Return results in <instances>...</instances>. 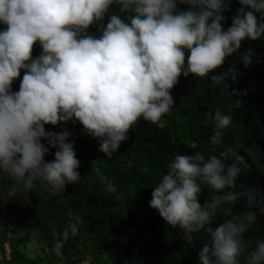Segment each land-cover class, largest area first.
Wrapping results in <instances>:
<instances>
[{"label":"clouds","instance_id":"obj_1","mask_svg":"<svg viewBox=\"0 0 264 264\" xmlns=\"http://www.w3.org/2000/svg\"><path fill=\"white\" fill-rule=\"evenodd\" d=\"M238 3L225 29L231 0H0L5 26L0 28V177L9 178L25 197L38 184L55 196L81 180L80 161L71 132L47 131L46 125L79 122L111 159L141 119L156 124L171 113V90L181 75L228 88L226 81L239 73L235 67L221 70L226 59L240 52L243 41L264 40V0ZM37 43L42 51L33 57ZM254 55L249 48L240 61L250 67ZM21 72L19 90L13 91ZM241 106L233 101L234 108ZM206 115L214 122L210 142L220 144L232 116L219 109ZM50 149L56 151L47 161ZM249 169L246 156L238 153L230 164L216 155L181 154L153 188L149 206L187 238L218 216H231L243 201L245 213L223 219L211 231L198 264H264V238L250 250L243 243L258 214H264V188L236 191L238 178ZM205 187L216 195L201 205ZM79 223L77 218L62 236L55 234L51 251L60 264ZM38 241L34 232L28 247Z\"/></svg>","mask_w":264,"mask_h":264},{"label":"trees","instance_id":"obj_2","mask_svg":"<svg viewBox=\"0 0 264 264\" xmlns=\"http://www.w3.org/2000/svg\"><path fill=\"white\" fill-rule=\"evenodd\" d=\"M239 7L238 0H231V9L224 14L225 29ZM89 31L98 35L95 26ZM249 48L256 55L252 66L245 67L240 55ZM41 51L35 44L33 57ZM234 67L239 75L235 81H226L228 88L214 86L210 79L181 75L171 90V113L156 124L141 119L111 159L99 151L97 139L85 134L79 122L46 125L47 131L67 128L71 132L81 180L68 184L65 192L55 196L38 184L25 197L9 178L0 177V264H60L61 258L51 251L55 234L62 236L77 218V234L64 245V264H198V253L211 231L223 219L243 215L247 210L243 201L233 206L231 216H218L191 238L179 227L168 225L149 202L172 159L196 152L206 159L216 155L226 164L236 153L246 156L250 169L238 178L236 191L253 185L264 188V40L243 41L240 52L227 58L221 70ZM22 77L23 72L14 81L13 91L19 90ZM234 91L242 94L232 95ZM237 100L242 106L234 108L233 101ZM217 109L230 114L232 124L222 142L214 145L210 142L214 122L206 114ZM55 151L50 149L45 159L52 161ZM215 195L205 187L199 202L203 205ZM34 232L39 233V241L37 254L31 258L28 244ZM260 238H264V214H258L243 243L250 250ZM5 243L10 248L9 257Z\"/></svg>","mask_w":264,"mask_h":264},{"label":"rangeland","instance_id":"obj_3","mask_svg":"<svg viewBox=\"0 0 264 264\" xmlns=\"http://www.w3.org/2000/svg\"><path fill=\"white\" fill-rule=\"evenodd\" d=\"M9 252H10V248H9L8 244L5 243V253H6L7 257H9L8 256ZM36 254L37 253L35 252V247L29 249V255H30L31 258H34L36 256Z\"/></svg>","mask_w":264,"mask_h":264}]
</instances>
